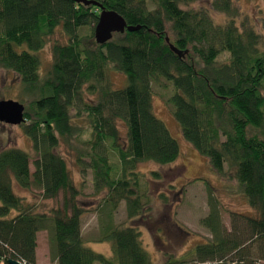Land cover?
<instances>
[{"label":"trees","instance_id":"trees-1","mask_svg":"<svg viewBox=\"0 0 264 264\" xmlns=\"http://www.w3.org/2000/svg\"><path fill=\"white\" fill-rule=\"evenodd\" d=\"M87 1L138 30L99 45L96 6L0 0V69L19 79L17 100L25 108L19 127L36 156L29 185L45 201L61 195L59 208L35 213L13 191L17 151L0 152V264L19 261L26 230L47 233L54 264H153L137 228L115 226L113 215L123 202L129 222L144 216L137 166H167L180 155L153 113L151 86L160 80L172 87L166 104L181 137L218 177L236 182L255 215L242 217L246 233L264 244V21L261 34L244 19L238 23L233 0L197 10L191 7L204 0ZM210 11L224 23H215ZM58 29L67 42L51 46V64L41 76L38 53ZM222 54L227 59L219 62ZM111 72L126 78L124 88H113ZM61 145L82 180L90 171L93 194L101 196L98 242L110 245V258L84 246L80 191L56 152ZM200 224L213 241L194 248L197 264H223L228 256L230 264H249L239 238L225 235L216 208Z\"/></svg>","mask_w":264,"mask_h":264},{"label":"rangeland","instance_id":"rangeland-1","mask_svg":"<svg viewBox=\"0 0 264 264\" xmlns=\"http://www.w3.org/2000/svg\"><path fill=\"white\" fill-rule=\"evenodd\" d=\"M212 0H204L194 4V10L210 9ZM233 5L241 12L240 20L253 25L257 33H262L261 23L264 21V2L262 0H233ZM217 24L224 23V16L210 11ZM85 35V31H81ZM67 39L60 29L56 30L47 45L38 53L40 59V75L43 76L51 64V46L55 43L65 44ZM222 54L219 62L226 61ZM115 89L126 86V78L116 72L110 73ZM20 83L12 72L0 69V101L17 100ZM152 109L154 115L166 126L172 138L177 142L180 155L170 165L158 166L153 163L139 164L136 171L140 179V195L147 198L144 216L128 221L124 203H120L113 223L115 226H133L141 233L142 246L153 264H197L193 250L197 245L209 244L213 241L210 231L200 222L207 218L216 208L220 224L225 235L237 236L242 243L240 252L249 264H264V244L259 239H249L242 217L253 218L254 213L242 198L235 181H227L218 177L211 169L208 161L181 137L180 130L172 118L170 107L166 104L173 90L170 84L160 80L152 83ZM71 115H73L71 113ZM81 125V123H79ZM122 140L125 129L120 128ZM7 149L17 151L15 155L16 172L13 180L14 193L24 203L34 207L35 213H48L59 208L61 195L56 200H43L41 193L33 189L29 182L34 171L33 161L36 158L29 141L24 137L21 128L0 124V152ZM66 162L67 170L75 187L79 189L78 205L84 213L81 217V233L84 246L96 254L111 257V248L107 243H99L100 198L92 189L90 171L82 180L75 159L66 147L60 146L56 151ZM112 163L117 164L115 155ZM157 173L154 179L150 174ZM162 196V197H161ZM24 252L19 261L23 264H54L49 259L48 236L46 232L33 234L30 230L23 232ZM233 255V254H232ZM233 256L223 260L230 264Z\"/></svg>","mask_w":264,"mask_h":264},{"label":"water","instance_id":"water-1","mask_svg":"<svg viewBox=\"0 0 264 264\" xmlns=\"http://www.w3.org/2000/svg\"><path fill=\"white\" fill-rule=\"evenodd\" d=\"M74 3L89 6L93 5L100 9L97 25L95 27V42L99 45L110 41L113 34H122L124 31L134 32L138 28L127 27L123 19L113 13L105 11L101 6L87 0H73ZM24 106L19 102L12 100L0 101V124L11 127H18L22 125L24 120ZM9 264H23L19 261H9Z\"/></svg>","mask_w":264,"mask_h":264}]
</instances>
